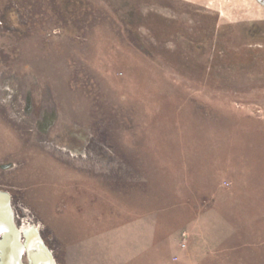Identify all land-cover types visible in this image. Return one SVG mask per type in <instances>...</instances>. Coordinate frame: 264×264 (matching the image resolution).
Instances as JSON below:
<instances>
[{
    "label": "rangeland",
    "instance_id": "rangeland-1",
    "mask_svg": "<svg viewBox=\"0 0 264 264\" xmlns=\"http://www.w3.org/2000/svg\"><path fill=\"white\" fill-rule=\"evenodd\" d=\"M0 194L57 264H264V0H0Z\"/></svg>",
    "mask_w": 264,
    "mask_h": 264
},
{
    "label": "bare ground",
    "instance_id": "bare-ground-1",
    "mask_svg": "<svg viewBox=\"0 0 264 264\" xmlns=\"http://www.w3.org/2000/svg\"><path fill=\"white\" fill-rule=\"evenodd\" d=\"M5 206H7L10 211L7 210L6 212ZM21 212L25 214L27 223L25 222L24 226L20 229L16 228V233L23 236L22 243L19 244V248H21V251L25 253V256L29 261L28 264H57L55 257L51 253L42 249V242L39 236L38 227L32 221L31 214L29 213L26 215V213L29 211L22 209ZM10 214L12 217V225L14 227L15 223L12 216L14 215V209L12 207L10 199L5 200L4 198L0 197V245L3 241V236L7 235V240L10 241L12 237H9L8 232L10 230L14 232V229L12 228V226H10ZM15 251L16 249L14 248L12 242L7 243L4 241V244L0 248V264H15ZM42 255L45 256L46 259H42L43 261L41 263L38 259V256L42 257Z\"/></svg>",
    "mask_w": 264,
    "mask_h": 264
},
{
    "label": "water",
    "instance_id": "water-1",
    "mask_svg": "<svg viewBox=\"0 0 264 264\" xmlns=\"http://www.w3.org/2000/svg\"><path fill=\"white\" fill-rule=\"evenodd\" d=\"M0 197H2V198H4L5 200L6 199H8L6 196H4L3 194H0ZM5 208H6V212H7V210L8 211H10L9 209H8V207L7 206H5ZM10 213V212H9ZM10 226H12V228L14 229V232H12L11 230L8 232V235H9V237L11 236L12 238H11V240L10 241H8L7 240V235L6 236H3L4 238H3V241H2V243H1V245H0V248L2 247V245L4 244V241L5 242H12L13 243V245H14V248L16 249V251H15V255H14V263L15 264H22L21 263V260H20V256H21V253H22V251H21V248H19V242H18V234L16 233V230H15V228L13 227V225H12V217H11V214H10ZM9 239V238H8ZM16 243V244H15ZM17 245H18V248H17ZM38 259H39V261L42 263V261L44 260V259H46V257L45 256H43L42 255V257L40 256H38ZM43 259V260H42Z\"/></svg>",
    "mask_w": 264,
    "mask_h": 264
}]
</instances>
